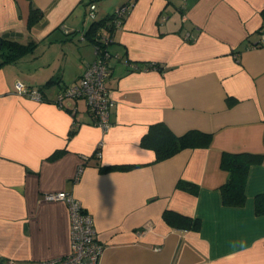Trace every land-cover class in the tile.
<instances>
[{
	"label": "crops",
	"instance_id": "obj_1",
	"mask_svg": "<svg viewBox=\"0 0 264 264\" xmlns=\"http://www.w3.org/2000/svg\"><path fill=\"white\" fill-rule=\"evenodd\" d=\"M130 2L108 45L115 56L106 86L115 104L104 131L84 98L54 102L95 58L84 36L93 20ZM262 5L0 0V39L33 45L0 64V264L69 252L68 207L43 199L61 190L92 214L99 264H264V214L254 205L264 193ZM31 9L42 15L29 27ZM17 81L44 99L16 93ZM157 122L175 135L209 133L211 141L156 160L141 138ZM224 153L260 158L247 168L239 206L222 202ZM172 214L189 219L188 227Z\"/></svg>",
	"mask_w": 264,
	"mask_h": 264
},
{
	"label": "built area",
	"instance_id": "obj_2",
	"mask_svg": "<svg viewBox=\"0 0 264 264\" xmlns=\"http://www.w3.org/2000/svg\"><path fill=\"white\" fill-rule=\"evenodd\" d=\"M132 3L118 6L113 12L114 27H119L124 15ZM264 6V5H262ZM96 5L88 4L86 16L94 19ZM264 10V9H262ZM262 36L260 43L264 44V24H262ZM105 41V39H103ZM95 58L85 64L84 70L78 77V81L67 85L61 90L55 99V104L61 105L65 97L84 98L87 102L88 110L95 117V123L104 131L110 127V111L115 102L111 96V92L106 86L108 76L111 74V60L115 56L105 47L94 45ZM16 93L26 95L31 99L42 101L44 96L39 89L26 87L21 82L15 84ZM100 145L96 148L95 155L101 153ZM83 164L78 167V174L81 172ZM45 201H62L68 207L69 215V235L70 247L69 252L39 264H99L103 253V246L98 241L93 224L94 219L90 212L84 208L79 200L67 191L47 192L43 195ZM2 257L0 256V263Z\"/></svg>",
	"mask_w": 264,
	"mask_h": 264
},
{
	"label": "trees",
	"instance_id": "obj_3",
	"mask_svg": "<svg viewBox=\"0 0 264 264\" xmlns=\"http://www.w3.org/2000/svg\"><path fill=\"white\" fill-rule=\"evenodd\" d=\"M41 15L42 12L40 10L31 9L27 19L28 26H32ZM112 15L101 20H93L90 27L85 31L84 36L93 44V47L96 45L109 50L108 45L115 29L113 28ZM102 29H104V32H102ZM32 48V44L25 45L0 39V64L14 60L17 56L32 50ZM142 136L141 145L152 149L156 160L166 159L184 148L206 147L211 141V134L199 130L195 131V129L188 130L184 134L175 135L166 124L161 122L151 124L148 131ZM259 160V156L247 153H224L221 156V167L228 172V179L221 186L220 193L224 205L239 206L244 203V180L248 172L247 168ZM254 205L258 214H264V193L257 195ZM170 217L171 219L175 217L178 223L179 221H183L182 226L188 227L189 219L178 214H172ZM196 222H192L194 228L197 227Z\"/></svg>",
	"mask_w": 264,
	"mask_h": 264
},
{
	"label": "rangeland",
	"instance_id": "obj_4",
	"mask_svg": "<svg viewBox=\"0 0 264 264\" xmlns=\"http://www.w3.org/2000/svg\"><path fill=\"white\" fill-rule=\"evenodd\" d=\"M87 20H88V21H92L93 19H89V18H87Z\"/></svg>",
	"mask_w": 264,
	"mask_h": 264
}]
</instances>
